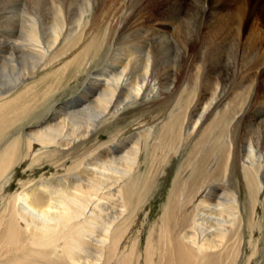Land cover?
Returning <instances> with one entry per match:
<instances>
[{
    "label": "bare ground",
    "instance_id": "obj_1",
    "mask_svg": "<svg viewBox=\"0 0 264 264\" xmlns=\"http://www.w3.org/2000/svg\"><path fill=\"white\" fill-rule=\"evenodd\" d=\"M213 1L0 0V264H264V0Z\"/></svg>",
    "mask_w": 264,
    "mask_h": 264
},
{
    "label": "rangeland",
    "instance_id": "obj_2",
    "mask_svg": "<svg viewBox=\"0 0 264 264\" xmlns=\"http://www.w3.org/2000/svg\"><path fill=\"white\" fill-rule=\"evenodd\" d=\"M213 2H215V1L212 0V3H213ZM68 61H69V60H68ZM66 62H67V61H66ZM63 65H64V63H62L61 65L57 66V67H58V68L56 67L57 69H56V68H55L54 70L52 69V71H51V69H49V73L57 74V76L60 75V74H61V71H60L61 69H60V68H62ZM236 83H237V82H235V84H236ZM238 83H239V82H238ZM262 90H263V94H264V88H262ZM35 173H36V176H38V175L44 173V171H40V172H37V171H36Z\"/></svg>",
    "mask_w": 264,
    "mask_h": 264
}]
</instances>
